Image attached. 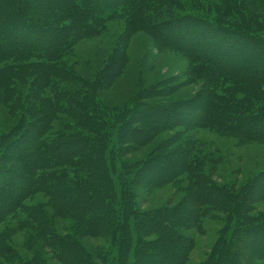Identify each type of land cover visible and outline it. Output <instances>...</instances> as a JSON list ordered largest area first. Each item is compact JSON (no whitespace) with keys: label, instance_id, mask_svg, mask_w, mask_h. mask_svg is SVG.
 Returning <instances> with one entry per match:
<instances>
[{"label":"rangeland","instance_id":"obj_1","mask_svg":"<svg viewBox=\"0 0 264 264\" xmlns=\"http://www.w3.org/2000/svg\"><path fill=\"white\" fill-rule=\"evenodd\" d=\"M16 1L20 10L15 9L17 15L10 21L4 20L0 12L1 35L3 39L13 38L18 46H42L48 54V68H42L40 63L36 67L28 66L41 61L35 55L31 56V52L22 55L24 60L19 63L24 66L14 67L12 61L15 59L12 58L0 64V78L5 76L4 81L0 79V141L9 135L8 141H3L6 143L3 150L7 151L11 145L6 152L10 161L5 160L1 165L9 170L10 180L15 181L11 186L0 179V202L4 197L1 193L22 188L20 158L29 157L33 146L17 147L31 142L30 139L38 131L37 126L41 127L39 141L43 146L47 145L43 141L53 142L56 146L57 142H65L68 138L85 140L78 137L81 135L87 138L89 149L73 157L69 165L51 159L47 164L52 166L44 170L51 173L65 170L70 180V176L84 178L89 175V181L95 183L96 170L99 176L102 169L99 158H103L107 175L113 183L112 193H116L114 203L117 211L112 226H124L129 237H133L134 244L138 238L136 223L139 214L136 215L130 208L128 211L124 209L127 201L146 215L158 208H178V218L170 219L168 224L190 240V243L187 241L189 246L184 264H212L214 260V264H237L235 261L239 259L242 261L240 264H264V259L249 255L251 249L257 251L264 246V135H248L240 128H233L235 133H231L217 129L224 122L215 124L218 118L224 119L218 114L219 109L229 110V116L234 117L259 116L261 108L257 95L264 90V86L249 87L244 80L224 75L217 68L209 72L200 71L184 49L165 46L153 30L155 20L147 25L150 13L143 17L145 28L133 32L125 8L116 6L106 11L107 8L103 26L95 34L77 39L73 32L78 20L74 17H78L82 10L77 11L73 3L70 4L71 0H60L62 5H68L62 12L48 9L50 6L47 4L52 0ZM166 1L170 6L162 13H156L158 22L174 19L184 11L219 17L223 23L246 31L262 42L248 44L246 54L253 53L255 56L251 61L244 57L245 49L240 51L239 44L225 41L226 45L235 46L232 54L233 51L242 54L239 62L245 65L262 60L264 63V0ZM18 14L23 21L30 19L33 23L44 24L47 29L40 30V36H33L22 29L16 32L11 24L13 18H19ZM79 18L83 24L84 17ZM178 27V24L174 26ZM34 29L39 30L33 27L28 30ZM198 31L197 28L196 33ZM161 32L167 33V40L177 45H181L180 42L190 44V38L194 37L191 43H201V51L211 52L207 45L214 37L212 34H206L207 39H200L201 34H193L192 37L182 29L179 41L172 36L173 31L164 28ZM37 37L43 43L41 40L37 42ZM65 39L75 42L70 48H65L68 50L64 54H52L53 47L50 46L57 40ZM222 47L217 50L227 48ZM215 57L228 65L235 61ZM4 64L12 65V69H3L1 65ZM40 73L46 75L42 77ZM46 97H50L54 106L50 114L44 102ZM143 105L164 107L166 110L163 113H169L174 118L161 120L164 124L149 119L145 123L143 115L139 114ZM184 113H187L186 117H181ZM91 116L95 122H83ZM102 117L105 127L100 129L98 118ZM210 125L216 127H207ZM244 126L257 129L246 123ZM137 129L150 131L148 139L151 138L139 142L141 135L133 136ZM96 131L97 135L106 133L103 141L102 136L99 137L101 143L94 140ZM15 148L17 150L13 152ZM173 149H178L188 158L185 169L194 163L199 173L197 177L206 178L209 182L203 181L198 185L197 178L187 172L166 179L174 167L182 168L175 162L177 156L171 153ZM83 160L86 164H80ZM44 170L37 169L35 173ZM201 186L212 188L206 201L197 198ZM52 198L45 191H36L23 201L25 207L0 223V233L3 232L5 237L2 244L16 249L28 259L27 264H61L50 247L43 243L38 246L42 236L35 228V220L28 221L27 209L35 205L45 212L42 214L45 218L56 215ZM187 207L190 213L194 211V218L188 216ZM81 216L77 209L62 216L56 215L59 223L57 233L77 240L89 252L104 249L108 257L105 264H132L133 252L124 262L119 259L116 248L111 246L110 242L115 237L112 226L105 235L84 236L80 230ZM21 221L25 222L24 225ZM236 231H240L239 238L235 237ZM225 246L228 247L226 251ZM5 250L10 256L1 252L0 247V264H25L22 259L13 261V251ZM245 250L248 251L243 255ZM35 252L38 253L36 257ZM217 252L222 253L216 257ZM155 263L152 260L149 262ZM97 264L102 263L97 261Z\"/></svg>","mask_w":264,"mask_h":264},{"label":"trees","instance_id":"obj_2","mask_svg":"<svg viewBox=\"0 0 264 264\" xmlns=\"http://www.w3.org/2000/svg\"><path fill=\"white\" fill-rule=\"evenodd\" d=\"M1 1V3H3V5L5 6L4 7L0 3V7L2 6L4 8V12L2 11V7L0 8L1 17L4 20L7 19L10 21L12 17H15V15H17L16 12L18 11H16L15 9L17 8V10H20V6L16 0ZM71 3H73V6L77 11L82 10L81 13H79L78 17H74L75 20H78V22H76V28L73 32V35L77 39H79L80 37H88L92 34H95L96 31L103 26L105 19L104 11L107 8L108 9L106 11H108L110 7L116 6H120L123 9L125 8L126 15L129 17V21L131 22V31L133 32L140 28H145L143 26V17H145L147 13H150V15L148 16L149 19H147V25L152 20H155L153 23V30L156 31L157 36L161 38V40L165 43V46L168 48L184 49V53L188 55V57L193 62L197 63L198 69L200 71L209 72L212 71L213 68H217L218 70H220L219 72L224 75H233L238 79L244 80L245 85H248L249 87L260 85L264 86V63H262L263 61L261 60L259 62L244 65L243 63L239 62L240 59H242V54L240 52L233 51L232 54V49H234L235 46L226 45L224 43L225 41L229 40L231 41V43H234L236 45L239 44L241 47L240 51L245 49V52L249 43L259 42L260 44L262 42L254 39L253 36L247 33L246 31H241L240 29L231 24L223 23L222 21H220L219 17L208 15L205 13L184 11L183 13H179L178 15H176L174 19H166L158 22L157 19H155L157 17L156 13L160 14L164 11V9H166V7L170 6V3L166 0H71L70 4ZM47 5L50 6L48 7V9L51 11L52 9H59L60 12L61 10L64 11V8H68V5H62L60 0H52V3ZM45 14L48 15V13ZM85 14H88L90 17L86 18ZM81 16L84 17L83 24L81 23L79 18ZM18 17L19 18H13L14 20L11 24V26L15 28L16 32H20V30L22 29L21 31L25 30L28 32V34H32L33 36H40V30L47 29L44 24L33 23L30 19L27 21H23L20 18L19 14ZM16 19L17 22H15ZM176 24L179 25L178 28H174ZM20 25L22 26V28L20 27ZM30 27L37 28L39 30H28ZM164 28H166L168 31H173L174 33H172V36H175L176 38H178V40L182 36L180 32V30L182 29L192 37L193 34H201L199 36L200 39H207L206 34H212V36L214 37L212 38V40H209V45H207V47L211 49L210 51L212 53L208 52V54L201 51L200 48L203 47L201 43H191V41L195 39L194 37L190 38V44L180 42L181 45H177L173 42L168 41V34L161 32V29ZM197 28L200 32L198 31L196 33ZM177 31L179 33H177ZM64 37L65 35H63V38ZM181 39L179 41H181ZM40 40L43 43L42 39H36L37 42H40ZM2 42L4 43L2 44ZM46 42L47 41H45L44 43ZM72 42L74 43L75 41H68L66 39L57 40L56 44L53 43L52 46H50L53 47L52 54H64V52L68 50H65V48H70V46L73 44ZM239 45L237 47H239ZM15 46L18 48H16ZM222 46H225L227 48H223ZM220 47H222L223 49L217 50ZM196 48H199L200 50H197ZM29 53L31 54V56L35 55V57L37 59L39 58L41 61L35 64L29 63L27 64L28 66L36 67L41 64L42 68H48V66L46 65V59L48 58V54H46V50L42 46H35L32 48L23 47L18 46L13 40V38L3 39V35H1L0 25V64L6 62V59L12 58L15 59L14 61H12V63L14 62L12 64L14 67L24 66L22 63L19 62H21V59L24 60L22 55ZM244 54V57L250 59L251 61L255 57L253 53L246 54L245 52ZM215 56H220L225 60L229 58L235 60L233 62L236 63H233L231 61V64L229 65L224 64L220 60H217ZM17 60H19L18 63ZM12 65L10 66L4 64L1 66H4L3 69L9 70L12 69ZM45 75L46 73H40V76L42 77ZM0 79H3L4 81L5 76ZM257 98L260 100L259 109L261 108L259 116H248V118H243V116L237 115L236 117H234L229 116V110L225 112L219 109L218 114L224 119L218 120V118L215 121V124H217L218 122H224L225 124H223V126H217V129H222L227 132L235 133V131L232 129L240 128V131H242L243 133H247L248 135H264V90L258 93ZM242 101L245 100L243 99ZM44 102H46L48 106V114H50L51 111L54 110V106L51 105L52 101L50 97H46ZM238 103L240 102L238 101ZM229 106L230 105L227 104V109L230 108ZM163 110H166V108L153 106L147 107V105H143V108L140 107L139 114L143 115V122L145 123H147V120L149 119L150 121L160 122V124H164L161 123V120L172 119L174 117H171L169 113L165 115L163 113ZM170 114L177 115V113ZM186 114L187 113H184L181 117H186ZM93 117H95V115ZM93 117H87L83 122H95L94 119H92ZM98 122L100 125V129H103V127H105L103 117L98 118ZM259 122H262V124ZM245 123L249 126L257 127V129L244 126ZM207 127L215 128L216 125H210ZM37 130L38 131L35 132L36 135H33L30 139V143L24 142L17 147L26 148V146H33V150L29 157L26 158L23 156L20 158L21 184H23L22 188L16 190L13 189L11 193H1V195H3L4 197L3 201L0 202V223L4 222L9 216L17 214L18 209L21 210L23 207H25L22 205V203L28 196L32 195L36 191L42 190L45 191L48 195H51V198L53 197V205L55 206L54 208H56L55 211L57 213V216H62L71 213L72 209H77L81 213L82 220L80 223V230L84 236H102L107 234L110 231L111 226L115 224L114 220L115 213L117 210L114 203L116 193H112L113 183H111L110 177L107 175L104 159L99 158V164L101 165L102 169L99 176L96 170L94 180L97 181H95V183H93V181H89V175L84 178H80L75 176L72 177L69 174L72 179L70 180L66 173L67 171L65 170H60L56 172L52 171V173L45 171L44 169H47L52 166L50 164H47V162L51 159H53V161L54 159H56L57 161L61 160V163H65L68 165L71 164L73 162V157L77 156V154H80L82 151L89 149V144L87 138L80 135L78 137H83L85 140L79 138H68V140H66L65 142H57L56 146L53 142L49 143L43 141V143L47 144L43 146L42 143L39 141L41 127L37 126ZM149 132L150 131H146L145 129H137L133 132V136L141 135V140H138L142 143L144 141H148L151 138L149 137L148 139V136H150ZM95 133L96 134L94 136V140H98V142H100L99 137L102 136L101 140L103 141V138L106 136V133L104 135H97V131ZM8 137L9 135H6L4 136L3 140L0 141V171L2 170L3 172V174L0 175V179H2V181L4 179V182H7L8 185L10 184L11 186H13V184H15V181L13 182V179L10 180L12 176L10 175L9 170L7 168L5 169V167L1 165L4 164L5 160L10 161L6 157V152H8L11 145L7 147V151H5V149L3 150L6 144L3 143V141H8ZM34 140L37 141V144L36 141L34 142ZM17 148L12 149V151L14 152L15 150H17ZM70 148H72L73 150H66ZM171 153L174 156H177L175 157V162H177L178 165H182V168L180 170L179 167H174L171 174L166 179H170L172 175H175L177 173L182 174L187 172L189 175H194L195 178H197L198 185L201 184V182L203 181L209 182V180L206 178L197 177L199 173L195 170V166H193L194 163L189 164V166H187V169H185L184 166H186V163L188 162V158L186 157V155L184 156L183 153L178 152V149H173ZM83 163L86 164L85 160L80 162V164ZM37 169L44 171H38L39 173H35V170ZM99 183H101V186L98 187ZM211 189L212 188L210 186H204L203 188L201 186V190L198 192L197 195L198 200L206 201L207 197H209V194L207 193L211 192ZM193 194L194 193H191L190 195ZM129 208L136 215L139 214L140 217L139 218L138 216L134 215L138 217L136 223V232L138 234V238L136 244H134L133 237H129L130 235L129 233H127L124 226H122L121 224L119 225V227L117 226V224L115 226H112V233L115 237L112 238L110 244L113 248H116V252L118 254L119 259L125 262V258L130 256V254L133 252L134 260L132 264H149L150 260L156 262L155 264H184L185 254L187 253V247L189 246L187 244V241L188 243H190V240H187L186 236H184L183 233L180 232L178 229L175 230L174 227L169 226L168 224L170 219L173 218V220H176V218H178V208H158L156 210L148 211L146 215L145 212L141 213L140 210L135 209L132 204L129 205L127 201L126 207H124V209H127L128 211ZM186 209L189 212V217L194 218L196 216L194 214V211L190 213L189 208L187 207L185 208V210ZM27 211L29 213L28 216L30 218H28V221L35 220V228L40 231V234L42 236L43 242L42 240H40L39 243L37 242L38 246L41 245L40 243H43L50 247V249H52L55 254L54 257L58 261H60L61 264H97V261H100L102 264H105L107 262V252H105L104 249L100 250L97 248L95 253L89 252L88 249L85 246L83 247L82 243L79 244L77 240L70 237H64L58 234L57 229L59 223H57L56 215H51L45 218L42 215L45 212L42 211L36 205L30 210L27 209ZM141 219L144 222H142ZM21 222L22 225H24L25 222ZM31 228L33 229V227ZM240 231H236L234 233L235 237L239 238ZM157 235H159V237L155 238V236ZM4 241L5 237L4 233L2 232V234L0 233L1 252H3L5 255H8V253H6L7 250H5L6 248H8L9 251H13V261L22 259L21 262L27 264L28 259L22 257V255H20V253L16 251V249H12L11 246L6 245L7 243H5V247L4 244H2L4 243ZM223 244L225 245V243ZM227 248L228 247L225 246V251L227 250ZM237 248L240 252H242V249H239V246ZM254 250L255 249H251V251H249V255H254L257 259H264V246H261L257 251ZM247 251L248 250H245L243 255H246ZM221 253L222 252H217L215 256L217 257L221 255ZM37 255L38 253L35 252L34 256L36 257ZM8 256H10V254ZM160 257H163V259H160ZM240 261L241 260L239 259V261L235 262H238L237 264H240ZM214 262L212 264H214Z\"/></svg>","mask_w":264,"mask_h":264}]
</instances>
